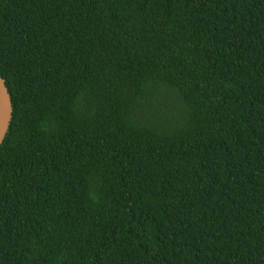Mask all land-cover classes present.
<instances>
[{"label":"trees","instance_id":"obj_1","mask_svg":"<svg viewBox=\"0 0 264 264\" xmlns=\"http://www.w3.org/2000/svg\"><path fill=\"white\" fill-rule=\"evenodd\" d=\"M0 264H264V0H0Z\"/></svg>","mask_w":264,"mask_h":264},{"label":"water","instance_id":"obj_2","mask_svg":"<svg viewBox=\"0 0 264 264\" xmlns=\"http://www.w3.org/2000/svg\"><path fill=\"white\" fill-rule=\"evenodd\" d=\"M13 100L6 85L0 76V148L3 146L13 120Z\"/></svg>","mask_w":264,"mask_h":264}]
</instances>
